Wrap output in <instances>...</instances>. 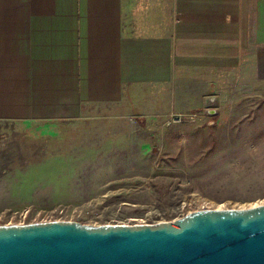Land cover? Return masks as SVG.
Segmentation results:
<instances>
[{
  "label": "crops",
  "instance_id": "crops-1",
  "mask_svg": "<svg viewBox=\"0 0 264 264\" xmlns=\"http://www.w3.org/2000/svg\"><path fill=\"white\" fill-rule=\"evenodd\" d=\"M263 50L264 0H0V127L196 111Z\"/></svg>",
  "mask_w": 264,
  "mask_h": 264
},
{
  "label": "rangeland",
  "instance_id": "rangeland-1",
  "mask_svg": "<svg viewBox=\"0 0 264 264\" xmlns=\"http://www.w3.org/2000/svg\"><path fill=\"white\" fill-rule=\"evenodd\" d=\"M260 52V51H259ZM198 116L110 129L0 127V225L154 224L264 203V50ZM189 112V113H192Z\"/></svg>",
  "mask_w": 264,
  "mask_h": 264
},
{
  "label": "water",
  "instance_id": "water-1",
  "mask_svg": "<svg viewBox=\"0 0 264 264\" xmlns=\"http://www.w3.org/2000/svg\"><path fill=\"white\" fill-rule=\"evenodd\" d=\"M0 264H264V204L154 224H4Z\"/></svg>",
  "mask_w": 264,
  "mask_h": 264
},
{
  "label": "built area",
  "instance_id": "built-area-1",
  "mask_svg": "<svg viewBox=\"0 0 264 264\" xmlns=\"http://www.w3.org/2000/svg\"><path fill=\"white\" fill-rule=\"evenodd\" d=\"M214 100H215V97H209V99H208V103H209V105L207 106L208 108H207V110H208V112H210V113H212V112H214L213 111V108L212 107H209L211 104V102H214ZM198 116V114L197 113H175V114H170L168 117V119H167V121H166V124L167 125H176V124H182L184 121H186V120H194L196 117ZM20 224H24V223H20Z\"/></svg>",
  "mask_w": 264,
  "mask_h": 264
},
{
  "label": "bare ground",
  "instance_id": "bare-ground-1",
  "mask_svg": "<svg viewBox=\"0 0 264 264\" xmlns=\"http://www.w3.org/2000/svg\"><path fill=\"white\" fill-rule=\"evenodd\" d=\"M260 204H264V203H259V204H257V205H260ZM251 206H256V204H254V205H251ZM251 206H249V207H251ZM223 208H225V207H220V208H217V209H223Z\"/></svg>",
  "mask_w": 264,
  "mask_h": 264
}]
</instances>
